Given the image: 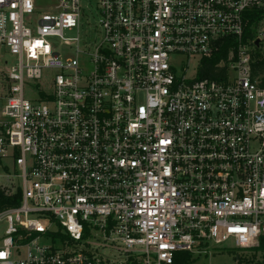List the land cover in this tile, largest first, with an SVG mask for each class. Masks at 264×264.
<instances>
[{
    "label": "built area",
    "instance_id": "built-area-1",
    "mask_svg": "<svg viewBox=\"0 0 264 264\" xmlns=\"http://www.w3.org/2000/svg\"><path fill=\"white\" fill-rule=\"evenodd\" d=\"M253 13L259 31L264 0H0V190L22 192L0 210V264H175L183 251L257 245L264 87L249 48L264 28L244 43ZM83 26L91 37L64 36ZM229 39L225 77L199 78Z\"/></svg>",
    "mask_w": 264,
    "mask_h": 264
},
{
    "label": "rangeland",
    "instance_id": "rangeland-1",
    "mask_svg": "<svg viewBox=\"0 0 264 264\" xmlns=\"http://www.w3.org/2000/svg\"><path fill=\"white\" fill-rule=\"evenodd\" d=\"M53 0H39L40 4H49ZM264 26L261 27L257 33L261 35L262 30ZM93 28H88L86 26H83L79 30L74 28L73 30H65L64 36L67 38H74V37H81L84 39L86 36L91 37L93 35ZM57 42H55L56 48H58L61 52H63L66 55L73 56V52L71 48L64 45L62 40L60 38L56 39ZM250 53L253 55V59L256 61L257 59H261L264 57V40L261 38L260 46L250 44ZM182 58V57H179ZM196 66L190 67V71H194ZM53 74L51 72H46L44 77L41 78V80L38 82L40 85V89L43 91L51 92L53 89ZM263 76H260L262 79ZM35 84L28 82L25 88V94L28 98H33L36 96V90L34 88ZM6 94V91H3L2 84H0V96ZM3 106V101L0 99V109ZM4 166H11L13 164L12 159L8 158V160L2 161ZM5 173V170L2 168V165L0 164V184L5 183V179H3L1 176ZM3 229L4 224L0 222V238L3 236ZM260 246V242L252 246V248L249 249H243V248H233L232 242H227L223 245V247H217L213 250V254L210 256H201L198 259H195L194 264H243L244 261L250 260L253 263L257 262H264V253L258 252L255 250V248ZM241 256L242 262L236 263L235 256Z\"/></svg>",
    "mask_w": 264,
    "mask_h": 264
},
{
    "label": "trees",
    "instance_id": "trees-1",
    "mask_svg": "<svg viewBox=\"0 0 264 264\" xmlns=\"http://www.w3.org/2000/svg\"><path fill=\"white\" fill-rule=\"evenodd\" d=\"M261 18L260 13H253L251 15V18L249 20L248 28L245 31L244 35V43H247L248 40H253L256 38V29L259 27L258 23ZM235 45L230 41H227L224 43V45L220 48L218 53H216L213 58L203 60V66L201 68V71L199 73V78H223L226 74V67L217 66L221 60H226L229 52L231 49H233ZM236 48V47H235ZM255 61V60H254ZM253 73L255 76H263L262 77V86L264 87V57L261 59H257L253 63ZM22 192L20 189L15 191L12 195H6V193L3 190H0V210L8 208L9 206H15L18 205L21 201ZM258 252L264 253V236L260 238V246L255 248ZM195 259H198L196 257H193V255L189 252L183 251L177 253L175 257V264H194ZM236 263L242 262L241 256H235ZM243 264H264L261 262L253 263L250 260L244 261Z\"/></svg>",
    "mask_w": 264,
    "mask_h": 264
},
{
    "label": "water",
    "instance_id": "water-1",
    "mask_svg": "<svg viewBox=\"0 0 264 264\" xmlns=\"http://www.w3.org/2000/svg\"><path fill=\"white\" fill-rule=\"evenodd\" d=\"M255 43L259 46L260 45V40H256Z\"/></svg>",
    "mask_w": 264,
    "mask_h": 264
},
{
    "label": "crops",
    "instance_id": "crops-1",
    "mask_svg": "<svg viewBox=\"0 0 264 264\" xmlns=\"http://www.w3.org/2000/svg\"><path fill=\"white\" fill-rule=\"evenodd\" d=\"M236 262V261H235Z\"/></svg>",
    "mask_w": 264,
    "mask_h": 264
}]
</instances>
